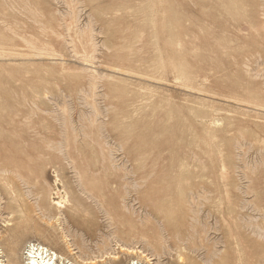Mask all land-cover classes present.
Here are the masks:
<instances>
[{"label":"rangeland","instance_id":"obj_1","mask_svg":"<svg viewBox=\"0 0 264 264\" xmlns=\"http://www.w3.org/2000/svg\"><path fill=\"white\" fill-rule=\"evenodd\" d=\"M11 124L4 260L264 264V0H0Z\"/></svg>","mask_w":264,"mask_h":264},{"label":"bare ground","instance_id":"obj_2","mask_svg":"<svg viewBox=\"0 0 264 264\" xmlns=\"http://www.w3.org/2000/svg\"><path fill=\"white\" fill-rule=\"evenodd\" d=\"M0 128L11 130L12 132H15V136H18L20 138L23 137V134H24L23 129H21L19 126L14 125V124H11L10 126L0 125ZM0 137H1V135H0ZM0 140H4V138H0ZM56 205L59 206V203H57ZM39 207L41 209H43L42 205H39ZM10 231H12V235L10 238L11 254L9 256H7V260L6 259L4 260L5 256H4L2 247H0V264H7V263L8 264H76L74 262L72 263L71 261H66L67 259L65 260L62 257H59V255H57L56 253L55 254L52 253L50 249L45 248V247L41 246L40 244L32 243V242H29L28 244L26 243L27 246L25 249L28 250V251H26L28 253L27 254L24 253V255H26V257H25L24 261L21 262L20 261L21 258L19 256V251H18L20 244H19L18 240H16L18 235L15 234L13 230H10ZM23 245L25 246V244H23ZM71 253H72V251H71ZM140 253H142V252H140ZM143 255H146V254H143ZM112 259L114 261H116L119 258L113 257ZM79 260L81 261V259H79ZM85 262H86V264H88L87 261H85ZM99 262H103V261H99ZM129 262H130L129 264H139L137 261H135V259L132 262L131 261H129ZM82 263H84V262H82ZM92 264H97V263L92 262Z\"/></svg>","mask_w":264,"mask_h":264}]
</instances>
